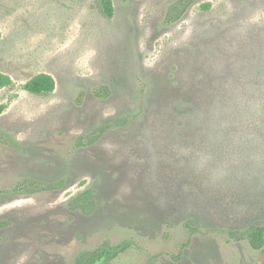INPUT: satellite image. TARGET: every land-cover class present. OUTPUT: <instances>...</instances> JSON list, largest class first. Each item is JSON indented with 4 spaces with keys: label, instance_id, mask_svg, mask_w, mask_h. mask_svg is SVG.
<instances>
[{
    "label": "rangeland",
    "instance_id": "374dc122",
    "mask_svg": "<svg viewBox=\"0 0 264 264\" xmlns=\"http://www.w3.org/2000/svg\"><path fill=\"white\" fill-rule=\"evenodd\" d=\"M112 2L108 17L101 0H0V264H74L124 241L109 264H264V247L226 232L264 223L259 194L231 168L210 173L214 147L180 127L186 91L208 106L259 81L264 0ZM40 72L51 93L24 89ZM87 188L93 210L70 209Z\"/></svg>",
    "mask_w": 264,
    "mask_h": 264
},
{
    "label": "trees",
    "instance_id": "16d2710c",
    "mask_svg": "<svg viewBox=\"0 0 264 264\" xmlns=\"http://www.w3.org/2000/svg\"><path fill=\"white\" fill-rule=\"evenodd\" d=\"M101 7L106 16L113 15L112 0H101ZM172 9L174 8L172 7ZM258 73H256L257 77L253 79V81L259 80L254 83V88L252 84H245L237 95L233 94L234 91H229L228 88L215 90L208 106H202L201 102H204V99L199 97L195 91H186L185 96L191 107L189 111L180 115L184 118L180 127L185 130L186 121L190 122L191 127L197 130L196 134L206 146L205 152L209 153V146L214 147V164L210 173L219 170L220 166L231 168L234 170V174L239 172V175H243L251 182L250 188L255 189L259 194L260 198L255 200L264 205V178L262 180L264 172V70ZM11 82V77L0 71V88ZM24 89L35 94L51 93L55 89V80L51 74L40 72L25 82ZM98 95L106 96L102 91H98ZM4 109L5 106L0 104V114ZM108 127L105 126L98 131L88 133L86 138L96 140ZM175 128L176 130L172 129V132L176 131L177 133L179 122ZM83 143L82 138L79 144ZM36 184H24L23 188H37ZM62 184L63 181H58L39 188L51 190ZM245 188L241 186L239 191H234V196L239 197L235 199L237 202L241 199L243 203L245 198L244 204L246 203L248 195L245 194ZM95 201L93 190L87 188L71 198L68 201V206L72 210L80 209L82 212L88 213L95 207ZM253 201H249L248 204ZM186 226L191 231L197 230L193 221H188ZM226 232L230 240H246L256 250L264 247V223L252 222L242 229H227ZM129 248L128 241L117 245L104 243L95 249L81 252L76 257L74 264H109L112 258ZM181 256L182 252H179L175 258L178 259Z\"/></svg>",
    "mask_w": 264,
    "mask_h": 264
}]
</instances>
